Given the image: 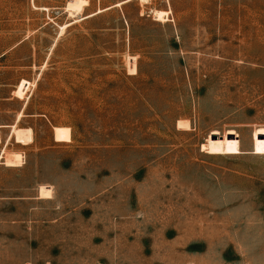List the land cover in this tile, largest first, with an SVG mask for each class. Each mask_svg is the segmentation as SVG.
<instances>
[{
    "label": "rangeland",
    "instance_id": "374dc122",
    "mask_svg": "<svg viewBox=\"0 0 264 264\" xmlns=\"http://www.w3.org/2000/svg\"><path fill=\"white\" fill-rule=\"evenodd\" d=\"M71 1L0 0V264H264V0Z\"/></svg>",
    "mask_w": 264,
    "mask_h": 264
},
{
    "label": "bare ground",
    "instance_id": "6f19581e",
    "mask_svg": "<svg viewBox=\"0 0 264 264\" xmlns=\"http://www.w3.org/2000/svg\"><path fill=\"white\" fill-rule=\"evenodd\" d=\"M129 1H131V0L122 1V2H120L119 4H117L115 6H121L123 4L128 3ZM141 1L143 2V1H149V0H141ZM86 2H87V0H73V1H71V2H69L67 4L65 10L69 13V15L70 16H74L75 15L74 18L76 16H78V17L75 18V20L71 21L70 23H68L66 25H63V26H60L59 27V30L60 31L58 32L60 35H62L64 33V30L68 26L74 24L75 22L82 21V20L91 18V17H93V16H95L97 14H100V13L106 11V10H109V9L115 7V6H111V7L105 8L104 10H98L95 13H92V14L87 15V16H79L82 13V11H83L84 5H85ZM43 10L48 11L47 8H43ZM168 14H169V12L156 11L154 13V15H153L154 16V20L155 21H158V22H166L167 21L166 20V17L168 16ZM54 46H55V44L52 46V49H53ZM132 66L135 68L134 63L132 64ZM132 72H134V71H132ZM20 116H21V113L19 114V117ZM187 126H188V123L187 122L186 123L179 122V124H178V127L179 128H182V127L185 128ZM12 134H14V136L16 137V139H21V141H24V142H27V143H29L30 140H31V132L28 129H17V128H14Z\"/></svg>",
    "mask_w": 264,
    "mask_h": 264
}]
</instances>
